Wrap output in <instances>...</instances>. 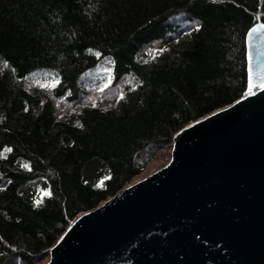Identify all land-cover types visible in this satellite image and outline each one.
Returning a JSON list of instances; mask_svg holds the SVG:
<instances>
[{
  "label": "trees",
  "instance_id": "1",
  "mask_svg": "<svg viewBox=\"0 0 264 264\" xmlns=\"http://www.w3.org/2000/svg\"><path fill=\"white\" fill-rule=\"evenodd\" d=\"M257 25L264 0H0V264L44 260L178 131L248 93Z\"/></svg>",
  "mask_w": 264,
  "mask_h": 264
},
{
  "label": "water",
  "instance_id": "2",
  "mask_svg": "<svg viewBox=\"0 0 264 264\" xmlns=\"http://www.w3.org/2000/svg\"><path fill=\"white\" fill-rule=\"evenodd\" d=\"M248 94L178 131L171 159L72 221L44 264H264V25Z\"/></svg>",
  "mask_w": 264,
  "mask_h": 264
},
{
  "label": "rangeland",
  "instance_id": "3",
  "mask_svg": "<svg viewBox=\"0 0 264 264\" xmlns=\"http://www.w3.org/2000/svg\"><path fill=\"white\" fill-rule=\"evenodd\" d=\"M154 44H159V42H155ZM95 73L97 74H101L103 72H92L88 75V79L94 80L96 79L97 76H95ZM171 159V149H165L162 150L160 152V154L158 155V157L149 164L148 168L146 169V171H144L140 176H138L137 178H135L132 182L141 179L151 173H153L154 171L164 167ZM48 183L45 179H40L38 181H34V183H32V188H31V194L37 193L38 189H45L47 187ZM103 203V202H102ZM49 259V255L45 257L44 260L39 261L38 263L35 264H44L47 260Z\"/></svg>",
  "mask_w": 264,
  "mask_h": 264
}]
</instances>
